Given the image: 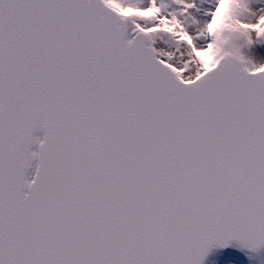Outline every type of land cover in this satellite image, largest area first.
Instances as JSON below:
<instances>
[{"label": "snow or ice", "instance_id": "snow-or-ice-1", "mask_svg": "<svg viewBox=\"0 0 264 264\" xmlns=\"http://www.w3.org/2000/svg\"><path fill=\"white\" fill-rule=\"evenodd\" d=\"M0 264H264V0H0Z\"/></svg>", "mask_w": 264, "mask_h": 264}]
</instances>
